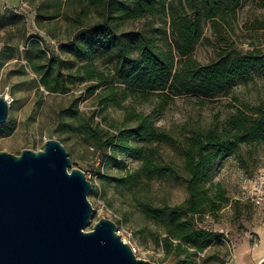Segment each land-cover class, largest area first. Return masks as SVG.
I'll return each mask as SVG.
<instances>
[{
  "label": "trees",
  "instance_id": "obj_1",
  "mask_svg": "<svg viewBox=\"0 0 264 264\" xmlns=\"http://www.w3.org/2000/svg\"><path fill=\"white\" fill-rule=\"evenodd\" d=\"M22 1L34 9L40 28L57 19L67 22L69 34L65 40L57 39L58 53L49 51L39 36L26 39L24 59L42 89L50 94H67L84 84L82 96L93 97L96 105L93 114L116 107L124 112L126 124L105 130L93 126L91 120L80 122L77 100L73 99L59 114L60 126L66 128L68 121H78L75 130L89 140L93 150L104 154V166L123 171V176L112 179L119 187L145 189L153 182L178 179L182 171L187 191L182 204L156 206L143 197L136 200L135 207L159 226L161 232L156 233L155 243L166 254L204 252L220 235L198 228V217L215 216L230 203L222 185L212 182L213 175L219 162L237 155L240 146L264 143V102L242 104L222 127L178 139L156 127L149 115L123 102L129 97L155 99L158 111L177 97H194L203 103L229 96L236 81L264 70V52L260 50H222L206 64L192 56L202 38L203 24L210 22L218 33L217 22L229 24L242 0H178L176 6L167 0ZM255 2L264 7V0ZM148 16L168 17L169 35ZM0 21L3 26L23 25L24 18L0 14ZM136 22L140 25L133 26ZM128 24L131 27H126ZM46 33L55 38L50 31ZM160 42H164V48ZM1 127L3 135L9 137L15 125L8 120ZM162 146L177 152L182 163L165 162ZM125 157L139 166L129 171ZM90 195H94L93 186Z\"/></svg>",
  "mask_w": 264,
  "mask_h": 264
},
{
  "label": "rangeland",
  "instance_id": "obj_2",
  "mask_svg": "<svg viewBox=\"0 0 264 264\" xmlns=\"http://www.w3.org/2000/svg\"><path fill=\"white\" fill-rule=\"evenodd\" d=\"M167 3L176 6L178 0H167ZM73 8L74 6L70 11ZM0 14L7 17L12 14L21 15L24 18L23 25L3 26L0 21V55H3L0 59V96L13 99L9 105L7 121L15 125L9 137L3 135V127L0 125V152L19 155L24 149L38 151L46 140L60 141L62 137V145L71 160L69 169L83 171L93 186L94 195H90V192L88 199L94 211L91 223L85 230H90L102 218L111 220L116 224L117 234L121 239L136 248V257L154 264H219L221 260L228 261L234 253L244 255L246 262L250 261L249 255L254 248L258 247L259 253H263L264 143L242 145L237 155L222 159L217 166L212 182L222 185L230 203L215 216L198 217L196 226L220 236L202 253L185 250L166 254L155 243L156 233L161 232L159 226L146 218L135 207V203L137 199L145 197L156 206H179L187 198L184 173L180 171L178 179L153 182L145 189L139 186L130 191L117 186L112 179L123 176V171L104 166V154L93 150L89 140L75 130L78 121H68L66 128L61 127L59 114L71 100L76 99L81 114L80 122L91 120L93 126L106 130L111 125L118 128L126 126L124 112L116 107H109L99 115L93 114L96 105L93 97L82 96L84 84L76 86L67 94L47 93L24 59L26 39L31 36L41 37L49 51L58 53L57 39L65 40L69 34L67 22L57 19L40 28L35 22L34 9L22 0H0ZM148 19L169 35L168 17L148 16ZM229 22L225 24L218 21V33L210 22L203 24L202 38L192 52L196 61L206 64L222 50L264 52V7H260L255 0H242L236 17ZM139 25L136 22L133 26ZM47 30L55 38L49 37ZM12 45L17 46V49L12 48ZM160 45L165 47L164 42H160ZM262 102L264 70H257L246 80L236 81L229 96L203 103L194 97H177L161 111H158L155 99L151 98L145 101L129 97L123 104L149 115L156 127L178 139L183 135L222 127L226 119L242 104L258 105ZM161 152L165 162L177 165L182 163L179 154L172 148L162 146ZM123 159L129 171L139 166L131 158ZM257 195L263 197L259 204L253 201Z\"/></svg>",
  "mask_w": 264,
  "mask_h": 264
},
{
  "label": "water",
  "instance_id": "obj_3",
  "mask_svg": "<svg viewBox=\"0 0 264 264\" xmlns=\"http://www.w3.org/2000/svg\"><path fill=\"white\" fill-rule=\"evenodd\" d=\"M9 104L0 96V125ZM59 140L38 151L0 152V264H154L139 259L100 219L90 230L92 184Z\"/></svg>",
  "mask_w": 264,
  "mask_h": 264
},
{
  "label": "crops",
  "instance_id": "obj_4",
  "mask_svg": "<svg viewBox=\"0 0 264 264\" xmlns=\"http://www.w3.org/2000/svg\"><path fill=\"white\" fill-rule=\"evenodd\" d=\"M259 248H254L253 252L249 255L250 261H245L246 257L244 255H236L234 253L233 257L230 258L225 264H261L264 261V253H259ZM243 256V257H242ZM244 258V259H243ZM259 260V261H258Z\"/></svg>",
  "mask_w": 264,
  "mask_h": 264
},
{
  "label": "built area",
  "instance_id": "obj_5",
  "mask_svg": "<svg viewBox=\"0 0 264 264\" xmlns=\"http://www.w3.org/2000/svg\"><path fill=\"white\" fill-rule=\"evenodd\" d=\"M5 100L8 102V104L10 105L13 101L12 98L6 96L5 97ZM263 197L260 196V195H257L254 197L253 201L256 203V204H259L261 201H262ZM126 243V241H124ZM129 246L131 247V250L134 254H136V248L134 246H132L131 244H129Z\"/></svg>",
  "mask_w": 264,
  "mask_h": 264
},
{
  "label": "bare ground",
  "instance_id": "obj_6",
  "mask_svg": "<svg viewBox=\"0 0 264 264\" xmlns=\"http://www.w3.org/2000/svg\"><path fill=\"white\" fill-rule=\"evenodd\" d=\"M263 253H264V251H263ZM259 261V260H258Z\"/></svg>",
  "mask_w": 264,
  "mask_h": 264
}]
</instances>
